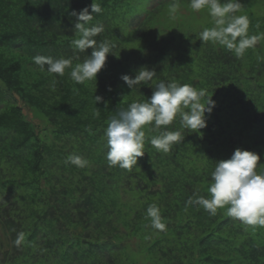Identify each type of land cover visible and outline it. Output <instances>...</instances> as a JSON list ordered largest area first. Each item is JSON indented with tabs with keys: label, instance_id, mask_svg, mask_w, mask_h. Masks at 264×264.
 <instances>
[{
	"label": "trees",
	"instance_id": "trees-1",
	"mask_svg": "<svg viewBox=\"0 0 264 264\" xmlns=\"http://www.w3.org/2000/svg\"><path fill=\"white\" fill-rule=\"evenodd\" d=\"M144 1L96 0L103 12L91 23L105 26L97 40L116 44V56H108L97 84L78 85L66 71L53 92L51 75L31 57L73 56L71 12L92 0H0V264H264V228L245 226L223 209L210 217L186 206L194 191L207 195L215 161L236 148L257 152L264 163V43L240 59L202 43L199 32L213 26L204 11L196 25L185 19L158 27L165 8L189 0L163 1L131 38L123 27ZM79 55L73 66L86 58ZM142 66L156 71L153 86L175 80L206 88L216 106L207 127L182 130L185 139L170 154L146 139L145 155L128 172L108 167L104 130L119 109L151 97L146 85L131 91L120 79ZM95 95L103 97L97 105ZM70 153L90 166L65 164ZM152 203L162 209L166 232L146 227ZM20 232L25 242L17 247Z\"/></svg>",
	"mask_w": 264,
	"mask_h": 264
},
{
	"label": "clouds",
	"instance_id": "clouds-1",
	"mask_svg": "<svg viewBox=\"0 0 264 264\" xmlns=\"http://www.w3.org/2000/svg\"><path fill=\"white\" fill-rule=\"evenodd\" d=\"M189 4L197 13L207 9L213 19L212 27L199 32L198 38L202 43L219 45L240 59L264 40V33L249 34L251 21L247 15L239 14L243 8L240 0H189ZM178 11L179 5L173 3L169 10L170 18L175 19ZM102 12L101 4L96 0L79 12H71V16L76 17L74 31L78 35L71 41L73 56L31 57L34 66L51 75L53 92L59 83L58 78L64 77L66 71L78 85L86 82L97 84V74L106 67L108 56H116V44L107 38L97 40L105 31L104 24L91 23L95 15ZM89 49L90 55L87 54ZM81 53L86 54V58L73 66L74 59L79 60ZM156 76V71L146 66L136 70L134 77L128 74L120 76L131 91L141 84L153 91L146 101L133 100L108 120L104 130L108 167L131 172L137 166L138 158L145 155L146 139L158 153L167 155L183 143L185 135L182 130L200 134V130L207 127L208 116L216 106L212 96L207 95L208 90L175 80H160L153 86ZM108 90L111 91L110 86ZM94 99L97 105L103 97L95 95ZM205 100L206 103L203 102ZM94 116H99V108L94 111ZM176 122H179L180 129L172 130ZM64 162L81 169L90 166L88 159L75 153L67 155ZM186 206L203 210L210 217H215L223 209L228 217L245 226L254 230L264 228V163H261L260 154L236 148L230 158L215 161L207 195L194 191L186 200ZM145 219L149 221L146 227L157 234L167 231L166 218L156 203L147 206ZM24 242L25 234L18 233L15 245L19 247Z\"/></svg>",
	"mask_w": 264,
	"mask_h": 264
},
{
	"label": "rangeland",
	"instance_id": "rangeland-1",
	"mask_svg": "<svg viewBox=\"0 0 264 264\" xmlns=\"http://www.w3.org/2000/svg\"><path fill=\"white\" fill-rule=\"evenodd\" d=\"M163 1H170V0H146L144 1L145 3L140 7L139 11L137 13H134L130 15L129 21H130V26L128 27H123L124 32L129 35L131 38H133V29L136 27V25L142 21L146 17V13L148 11H152L153 9L156 8L157 5L162 4ZM172 1V0H171ZM241 4L243 5L242 11L240 13H243V15H247L251 21L250 27H249V34H257V33H264V0H240ZM188 4H179V11L176 13V18L171 19L170 18V8H165V12L163 15H160V23L158 24V27L165 26L166 23L164 22H169V23H181L182 21H185L188 25H196L197 17L203 18L206 16L202 12H192L191 7H187ZM190 6V5H188ZM204 12H207V9L203 10ZM239 13V14H240ZM192 20V21H191ZM161 25V26H160ZM264 43V40L260 42V44L257 45V49L262 47ZM261 51L264 52V48L261 49ZM248 51L245 53V56L247 55ZM254 54V55H253ZM256 54L254 52L249 53L248 56L249 58L252 56H255ZM26 113L30 114L29 110L26 109ZM31 117V114H30ZM38 122V121H36ZM0 236L3 237L2 230L0 228ZM6 239V237L4 238ZM131 245L133 249L137 252L138 249V244L137 241L134 239L131 241Z\"/></svg>",
	"mask_w": 264,
	"mask_h": 264
}]
</instances>
